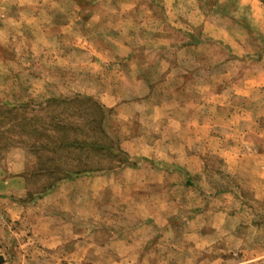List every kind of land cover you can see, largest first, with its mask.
I'll list each match as a JSON object with an SVG mask.
<instances>
[{
  "label": "rangeland",
  "instance_id": "374dc122",
  "mask_svg": "<svg viewBox=\"0 0 264 264\" xmlns=\"http://www.w3.org/2000/svg\"><path fill=\"white\" fill-rule=\"evenodd\" d=\"M0 256L264 264V0H0Z\"/></svg>",
  "mask_w": 264,
  "mask_h": 264
},
{
  "label": "crops",
  "instance_id": "0c3cea01",
  "mask_svg": "<svg viewBox=\"0 0 264 264\" xmlns=\"http://www.w3.org/2000/svg\"><path fill=\"white\" fill-rule=\"evenodd\" d=\"M83 174H86V173H83ZM137 249H139V248H137ZM138 251H139V250H138ZM133 254L141 255V253H140V252L133 253Z\"/></svg>",
  "mask_w": 264,
  "mask_h": 264
},
{
  "label": "water",
  "instance_id": "95a60500",
  "mask_svg": "<svg viewBox=\"0 0 264 264\" xmlns=\"http://www.w3.org/2000/svg\"><path fill=\"white\" fill-rule=\"evenodd\" d=\"M4 261L3 257L0 256V263H2Z\"/></svg>",
  "mask_w": 264,
  "mask_h": 264
}]
</instances>
